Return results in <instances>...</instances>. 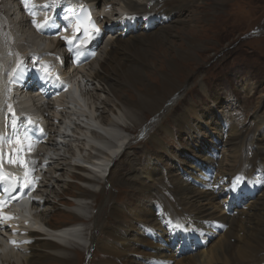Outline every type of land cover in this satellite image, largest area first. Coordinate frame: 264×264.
<instances>
[{"label": "bare ground", "instance_id": "obj_1", "mask_svg": "<svg viewBox=\"0 0 264 264\" xmlns=\"http://www.w3.org/2000/svg\"><path fill=\"white\" fill-rule=\"evenodd\" d=\"M87 1L95 5L101 2L103 6L113 4L112 13L115 15L117 11L134 13L138 17L147 14L151 15V20L157 16H167L171 23L180 17L182 11H188L192 3L191 0ZM211 2L215 6H221L226 0H211ZM40 19L38 18V22ZM162 27L164 26L157 25L149 34L151 30L144 32L143 25L139 27L136 25L135 31L124 36H121L122 29L119 30L104 41L94 60L76 70L75 75L72 74L73 78L70 79L72 90L77 92L78 82L82 84L83 80H86L85 87L94 86L93 91L99 93L97 98L90 97L91 91L87 93L86 99L78 95L77 100L71 97L67 99L61 93L52 101L51 107L49 104L40 106L39 114L50 113L53 116L50 118L52 121L56 120L63 124L58 127L59 149L53 142L34 147V151L51 152V155L56 156L57 159L52 163L55 166L53 165L51 169L50 178L43 182V185L47 187L54 180V186L59 188V192L52 191L45 196V202L37 216L52 231H59L47 232L42 227H36L30 217L27 219L29 222L25 223L21 222L18 216L11 215L10 218L13 220L11 223L8 221V225L13 230L21 231L22 225H28L29 228H38L44 234L30 233L29 236L35 238V241L26 248L28 254L21 256L3 249L1 261L7 264H72L76 257L79 260L86 250L95 245L97 251L104 254L101 264H163L164 262H169L168 264L170 262L172 264H264V188L259 186V196L255 197L257 184L249 183L243 188L240 184L241 179L239 183L237 179L233 182L222 179L218 184L216 178L213 179L211 176L217 171L219 175L229 172L228 176L232 177L236 173L250 170L247 172L248 175L254 171L260 172L264 179V119L257 113L253 116L254 136L249 139V143L246 144L244 131H233V123L223 124V129L226 127L230 136L219 140L214 147H211L212 151H206L201 157L188 156L187 167L178 163L183 175H167V182L161 174L160 166V163H165L166 156H159L158 152L146 154L145 166L140 169L134 168L133 163H128L125 173H130L127 178L121 173L119 165L117 166L118 154L123 153L127 141L126 136H120L119 130L129 132L135 129H146L147 117L152 115L151 118H158L164 114L165 108L173 105L175 96L181 91L183 83L178 79L179 74H182L185 79L191 75L189 70L182 69L181 64L183 66L195 64L196 52L203 50L200 42L193 35V37L183 35V41H180V44L171 43L167 35H164V29L166 30L167 27ZM45 40L47 41L37 37L35 31L29 28L27 18L18 11L16 0H4L0 6V80L5 68L9 69L7 64H12L13 57L28 55L33 51L40 52L47 47L55 46L59 49L54 39ZM167 44L168 48L172 49L170 52L172 54H169L168 48L164 47ZM147 46L149 49L157 46L155 56L150 53ZM10 49L11 53H7ZM189 61L191 63H188ZM68 73L67 71L65 74L69 75ZM78 73L80 80L76 76ZM16 84L20 86L22 83ZM126 93L130 94V97ZM103 94L107 97L101 101L99 96ZM92 98L95 101L91 102ZM35 102L38 104L37 101ZM99 107H102L100 114L97 110ZM60 109H62L61 112H59ZM188 114L195 115L196 112L187 109L186 112L172 116L173 124L193 127L187 119ZM72 125L75 131L70 132L68 129ZM194 127L198 129L199 126ZM49 129L53 130L52 125ZM158 129L171 135V132L161 124ZM147 136L154 142L158 141L152 133ZM3 139V128L0 125V152L7 153L14 148L17 151V148L27 145L12 144L10 140L3 143ZM69 144L71 150L68 149ZM28 146L31 148L30 151H33L32 144ZM218 147L220 153L217 151ZM250 147L253 150L252 153L250 152L251 158L248 156ZM163 149L168 155L169 151L166 148ZM62 150H64L63 154H61ZM181 152H183L182 155H187L184 150ZM19 154L21 157L26 152L21 151ZM52 159V157L49 158V161L51 162ZM60 171L62 173L59 178H54L53 175ZM64 178L72 180L74 184L65 181ZM145 181L151 184L147 185ZM126 183L135 190V195L147 200L145 205L129 202L132 211L139 212L137 221L130 217L120 220L121 207L112 201L111 194L114 188L125 187L123 184ZM74 185L78 188L73 187ZM233 185H235V191H233ZM107 187L109 189H106ZM167 187L174 203L162 196V191L168 192ZM70 188L73 191V196H69L72 201L63 202L60 193L65 195L64 190H70ZM241 189H244L243 193L240 192ZM100 196L103 197V202H98ZM218 196L222 197L224 204H239L236 207L224 205L218 201ZM39 198H44V191L43 194H39ZM151 198L164 203L166 211L175 215V218L183 219L184 215L190 216L197 224L204 220L212 221V223L220 221L225 224L226 229L222 232H216V230L209 232L208 228L204 229L201 235L202 243H205L204 247H197L194 253L185 254L176 259L173 249L181 247L180 238L177 237L178 234H167L162 229L158 230L154 211L146 207ZM56 199L68 208L58 209ZM91 203L96 211L87 218L85 212L90 208ZM226 210L229 212L228 215L225 214ZM48 212L52 213L45 218ZM107 217L108 222L104 223ZM62 218H69L70 221L79 223L80 220L91 222L89 234L86 232L88 246L79 245L77 249L82 250L77 252L75 258L73 257V253L77 251L75 244L79 243L72 239H78L80 225L65 222L52 223L53 219ZM161 222L162 226L169 227L164 220L161 219ZM97 234L109 239L108 243L97 240ZM163 241L169 245V250L162 244Z\"/></svg>", "mask_w": 264, "mask_h": 264}, {"label": "rangeland", "instance_id": "obj_2", "mask_svg": "<svg viewBox=\"0 0 264 264\" xmlns=\"http://www.w3.org/2000/svg\"><path fill=\"white\" fill-rule=\"evenodd\" d=\"M191 2L193 4L191 3L188 11H182L180 17L174 23L168 21L163 24L164 27H167L166 30L164 29V35L166 34L169 41L173 42V44H180V41H183V35H193L200 42L203 50L196 52L195 64L190 61L188 62L191 63L190 66L189 64H186L187 66L181 64L182 69L189 70L191 75L188 79H185L182 74H179L180 77L178 79L183 83V87L181 86L180 93L175 96L173 105H168L169 107L165 108L163 116L151 118V115L147 117L146 129H135L129 132L119 130V132L121 131L119 133L121 134L120 136H126L128 142H125L126 147L123 153L118 155L116 162L117 166L119 165L118 168H121V173L126 178L130 173H125V170L128 169V163L131 162L134 168L140 169L145 166L146 159L144 160V158L146 154L158 152L159 156H166L164 159L165 163H160V166L161 174L165 182H167V175H183L179 165H177L178 163L187 167L189 165L187 163L188 156L198 155V157H201L206 151H212L211 147H214L219 140L230 136L227 133V129L223 132V124L233 123V131H244L247 144L249 139L254 136V114L257 113L258 116L264 119V0H226L221 6L213 5L211 0H195L194 2L191 0ZM101 5L102 3L100 2ZM189 27H194L196 31ZM152 32L151 30L148 33ZM156 47L149 49V46H147L149 51H151L150 53L154 56L157 53ZM164 47L168 48V44ZM171 51L172 49L168 48L169 54H172L170 53ZM93 89L94 86H90V97L97 98L99 93L93 91ZM126 94L130 97V94ZM99 97L102 101L107 95L103 94ZM93 98L91 102L94 100ZM187 109L196 112L195 115L188 114L189 117L187 118L188 121L190 120L189 124L192 123L193 127L189 128L183 124H181L182 126L173 124L172 116L186 112ZM97 110L99 114L102 113V107ZM47 121L50 122L48 119ZM160 124L166 127L171 132V135L164 130H159L158 126ZM194 126L199 127L195 129ZM150 133L157 137V142L148 138L147 134ZM163 148L169 151L168 155ZM181 150H184L187 155H182L183 152ZM217 151L220 153L219 147ZM250 152L252 153L253 150H248L249 158L252 156ZM155 162L157 161L155 160ZM53 165L49 168L47 179L51 176L50 172ZM61 173L62 171L57 172L53 177L57 179ZM228 174L229 172L225 176L228 177ZM64 180L74 184L70 179L64 178ZM145 183L147 185L151 184L146 181ZM54 185L55 182L52 180L47 187L43 188L44 193L47 195L52 191H58L59 188ZM123 185L125 187L117 186L114 188L111 194L112 201L121 207L120 220L130 217L137 221L139 212L132 211L130 204L145 205L147 200L135 195V190L130 188V184L126 183ZM73 187L77 186L74 185ZM72 188L64 190L66 192L65 195L60 193L62 200H64L63 202L72 201L69 198V196H73ZM106 189H109V187ZM168 190L169 187H167ZM161 193H163L162 196L166 194L165 191ZM167 193L170 195L169 191ZM154 199L151 198L149 200L151 203L148 202V206L146 205L147 209L152 210L151 205L156 200ZM103 201V197L100 196L98 202ZM140 201H142V204ZM55 202L58 209L68 208L57 199ZM129 202L131 203L129 204ZM89 206L90 208L85 212L87 218L96 211L92 203ZM51 213L48 212L44 217H49ZM55 222L69 223L70 220L69 218L53 219L52 223L55 224ZM107 222L108 217L105 218L104 223ZM80 224V238L82 241H79V244H75L77 251L73 253L74 258L77 252L82 250L80 248L77 249V247L87 244V233L89 234V228L91 227V222H85L84 220H80ZM97 235V240L108 243L109 239L102 237L100 234ZM91 248H93L92 252L86 250L81 255V258L77 260L76 257L72 264H101L104 254L99 253L95 245Z\"/></svg>", "mask_w": 264, "mask_h": 264}, {"label": "snow or ice", "instance_id": "obj_3", "mask_svg": "<svg viewBox=\"0 0 264 264\" xmlns=\"http://www.w3.org/2000/svg\"><path fill=\"white\" fill-rule=\"evenodd\" d=\"M25 4L26 10L29 12L30 15L35 17V12L32 11L31 8H29V0H23ZM58 0H52V3L55 4L57 3ZM35 7V6H33ZM44 8L49 7V5H44ZM66 11L71 13V16L65 15L63 17L64 20L68 21V26L73 28V36L71 38L69 37H61V39L66 40L69 44L73 43V40L77 42V46L80 50H83L86 48V46L94 40L97 36L100 34V29L96 26L91 13L88 9L84 8L83 6L80 7L79 13L74 12L72 9H67ZM52 18L51 17H45V20L43 23H37L35 18L33 19V24L37 28V30H41L44 27H47L50 25ZM75 21V23H72V21ZM67 30V29H65ZM77 33H82V35L77 36ZM20 68V62H17V67L13 69L12 75L14 76L16 72ZM44 71L47 73L48 67L44 66ZM58 78V77H57ZM9 108L11 109V105H9ZM13 128H15V120H13ZM15 135V133H14ZM18 142L19 137H17ZM27 175V174H26ZM237 183H239V178H237ZM26 186V185H25ZM8 189H5V192H7ZM233 191H235V185H233ZM2 203V202H0ZM15 243V242H12Z\"/></svg>", "mask_w": 264, "mask_h": 264}]
</instances>
